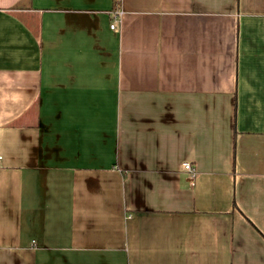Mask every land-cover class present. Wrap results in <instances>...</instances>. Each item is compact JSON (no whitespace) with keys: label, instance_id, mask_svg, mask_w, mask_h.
Instances as JSON below:
<instances>
[{"label":"crops","instance_id":"0c3cea01","mask_svg":"<svg viewBox=\"0 0 264 264\" xmlns=\"http://www.w3.org/2000/svg\"><path fill=\"white\" fill-rule=\"evenodd\" d=\"M0 264H264V0H0Z\"/></svg>","mask_w":264,"mask_h":264},{"label":"built area","instance_id":"2783aa9c","mask_svg":"<svg viewBox=\"0 0 264 264\" xmlns=\"http://www.w3.org/2000/svg\"><path fill=\"white\" fill-rule=\"evenodd\" d=\"M115 3H118L120 2L121 0H113ZM122 12L120 10H115L114 13H113V16H114V19L116 18H120ZM110 29L113 30L115 29V20L114 22L110 25ZM183 169L187 172H189L190 174H193V170L191 168V165L189 163H183Z\"/></svg>","mask_w":264,"mask_h":264}]
</instances>
